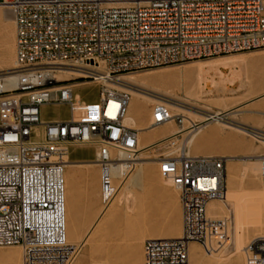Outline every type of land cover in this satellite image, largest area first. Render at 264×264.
I'll use <instances>...</instances> for the list:
<instances>
[{
    "label": "built area",
    "instance_id": "2783aa9c",
    "mask_svg": "<svg viewBox=\"0 0 264 264\" xmlns=\"http://www.w3.org/2000/svg\"><path fill=\"white\" fill-rule=\"evenodd\" d=\"M1 3L13 13L16 63L0 71V247L21 246L22 264H74L82 247L67 237L70 147H97L104 207L118 192L116 169L123 175L133 169L139 130L123 122L130 93L121 76L264 49V0H144L122 6L104 0ZM96 61L105 72L91 67ZM61 70L80 76L57 80ZM99 77L123 87L102 82L98 102L75 97L74 83ZM45 105H65L68 116L45 120ZM152 111L155 125L184 121L163 101ZM251 132L264 141V130ZM159 164L160 174L180 193L183 235L145 240L144 264H189L190 242L208 253L227 244L228 220L207 211L211 201L227 196L226 158L180 155L162 158ZM245 264H264V231L245 247Z\"/></svg>",
    "mask_w": 264,
    "mask_h": 264
},
{
    "label": "bare ground",
    "instance_id": "6f19581e",
    "mask_svg": "<svg viewBox=\"0 0 264 264\" xmlns=\"http://www.w3.org/2000/svg\"><path fill=\"white\" fill-rule=\"evenodd\" d=\"M104 1L109 6H122V5H130L135 2H140L141 0H104ZM2 5L8 6L4 3H0V6ZM252 61L264 63V54L250 55V56L245 55V54H240V55L233 54L232 56H227V57L223 56L219 58L209 59L206 61L205 60L204 61H194L190 64L185 65L184 68L182 69H179V70L167 69L165 72H161L160 74H157V75L124 74L121 76L120 78L121 82L124 85L128 86V89L130 92V99L126 106V112L123 117V122L125 125L129 127H133L139 130L138 149H137V153L135 154V157L132 159L133 169L128 174L123 175L120 167L116 169V172H115L116 180L115 181H116V185L118 186L117 195L112 200V202L109 204V206L103 207L100 214L96 217L92 226L89 228L86 235L82 239V242L79 243L82 249L86 247L85 249L86 255L88 254L94 255L99 241L116 226V222L121 212L119 208L115 207V203L118 202L119 204L120 203L122 204L123 202H125V207L129 208V203L133 199V193H134L133 190L142 183L145 177L144 170L142 167L138 168V171L134 173L136 170V165L140 164L142 166L144 164L143 160L146 158L144 151L150 148L151 146L155 144L161 145V144H166V143L168 144V142H173L174 140H176V135L179 133H182V135H185L184 142H183L185 145L184 144L183 145L186 147H188L189 145L200 146V145L206 144L209 141L220 140L226 146H230L234 143L239 145L241 148L251 153V156H253L254 158L255 157L264 158V148L255 147L250 144L242 143L241 139L239 138H231L228 135L226 136L225 131L220 126L216 125V123H219L220 125L223 124L224 127L230 126L231 122L228 123L226 119L236 121L234 118L238 114V112L242 111L241 105L236 104V105L229 107L226 101H224L225 99L221 97L223 98L222 102H223L224 109L212 111L210 108V104L202 101V98L204 96H207L206 94L208 92L213 93L212 90L217 88L218 85L221 84V83L218 84V82H216V80H214L213 78L209 79V76L211 74L212 75L215 74V76L219 75L218 77H220L219 78L220 80L222 79L221 78L222 74H224L222 73L223 69L227 70L229 68L231 69V68H235V67L242 66V65L246 66V64ZM15 63H16V55L13 49V51H11V54L4 56L0 59V67H4V69L2 68L0 69V71L6 70L5 67H9L11 65L13 66L10 68H13L15 66ZM91 67L94 68L100 74L104 72V69H102L103 67L101 66V63H99L98 61H96L95 64L92 63ZM77 76H80V74L77 71H72V70H61L56 73L57 80H70ZM101 78L102 77H99L98 81H88L87 80V81L74 83L72 86L74 88L75 97L80 101L87 102L88 100L83 97V95L79 91V88L85 87V86H92L94 82H98L100 84L104 82L106 85L110 87H118V88L123 87L121 85L113 84L110 81L104 80ZM162 78L166 82L162 81L163 80ZM176 80H179V83H177ZM158 82L162 83V86H164L167 89L166 93L168 95L172 96L175 100H177L175 103L174 102L167 103L166 101L168 108L170 109L172 114H181V112H178L180 110H182L183 112L184 110L185 111L191 110L190 108L186 107V105H190V106L197 107L202 110V112L200 113L198 111L199 113L198 116H200L199 118H201L200 121H196L192 119L190 116H184L185 117L184 121H187L189 125L185 126L184 128L180 130L173 129V125H172L173 120H170L168 122H165L159 125L153 124V111H151V113L148 112V105L150 104V102H160L161 100L156 98L155 97L156 95L153 96L154 93L150 95V94L144 93V92H147L148 90L143 92L142 89H146V88L148 89L150 83L156 84ZM257 84L258 86H261L262 88L259 90V92H257L255 96H253V98H258V99L260 98L262 100L260 105H264V69L261 75L258 77ZM92 87L96 88V90L99 91V85L95 84V86L93 85ZM208 89L209 91H207ZM157 92H160V91H157ZM160 93H162L161 95L164 96L163 92H160ZM165 99H169V97ZM251 100H250V104H252L251 102H253V99ZM98 101H99V98L97 99V102ZM249 105L247 104V106ZM108 112L109 113L111 112V108H109ZM192 112L194 111H190L189 114L192 115L196 113V112L194 113ZM258 113L264 114V111H258ZM233 126L235 129H237L240 132H243L246 134L250 133V131L248 132L245 128L232 125V127ZM156 137L161 138L162 141H158L157 143V141H155ZM85 145L86 144H83V145L77 144V145L70 147L69 154L67 156V164H66V172H65L67 237H68V242L72 244H74L72 241L75 240L78 236L76 226L72 224L71 218H70V212H71V209H73L72 208L73 199L75 196V190L77 186L78 173H79L77 172L76 167L86 166V177L88 180L92 178L94 179L93 170L95 166L98 167L96 160L94 162L92 161L93 162L92 163L91 161H89V158L91 157V155H87V153L91 154V148L93 147L91 148L88 146L85 147ZM88 145L92 146L93 144H88ZM183 145L181 146L180 151H179L180 155H189L188 153L189 151L188 152L185 151L183 153V149L185 150ZM77 148L83 150L82 154L74 153V150ZM115 153L116 151H113V154ZM180 155H177V156H180ZM120 156L123 160H126L128 158L127 155L125 154H121ZM223 157L228 158V156H223ZM260 164L257 166H260ZM250 166L245 164V166L241 169L232 168L230 172L228 173L229 189H227L226 198L223 200H214L208 204L207 211H208L209 216L218 218L224 215V213H227L230 217H232L231 218L232 220H229V221H232V235L230 236L231 242L229 241L230 244H229L228 249L225 248V250L227 249L229 253L232 255L226 259V262L220 260V258L219 259L217 258L218 260L215 261V264H245V259H244L245 256L243 258L240 256V253L242 252L244 244L253 235L260 236L261 234H263V231H264V168L262 165L259 168L256 167V163L254 166L252 167ZM257 169L261 171V177H260L261 180L258 183L255 182L254 179L252 178L253 172L258 173ZM241 197H243V199H245L247 203L244 205H248V206L251 205V206L257 207L256 208L257 210L256 212L258 213L257 220L255 223L254 229L249 236H247L246 234H240V231L238 232V230L240 229L238 227V230H237L236 223L234 222V217L236 214V207ZM242 203L243 202H241V204ZM238 209L240 208H237V210ZM239 216H241V214ZM241 227H242V224L240 228ZM164 229L167 230L169 233L167 234L158 233V234H155V236H151L147 239H150V238H168V239L181 238L183 235V218H182L181 211H179V214L177 217L169 221L168 225ZM132 240H134V238ZM208 254L211 255L214 253H208ZM15 256H17V258H20L19 245H13L7 250H1L0 251V262L12 261L13 259H15L14 258ZM206 261L207 260H204V255L202 254L200 247L197 245V242H190L189 264H206Z\"/></svg>",
    "mask_w": 264,
    "mask_h": 264
},
{
    "label": "rangeland",
    "instance_id": "374dc122",
    "mask_svg": "<svg viewBox=\"0 0 264 264\" xmlns=\"http://www.w3.org/2000/svg\"><path fill=\"white\" fill-rule=\"evenodd\" d=\"M1 1L2 0H0V3ZM15 37H16V28H15V21L12 10L10 7L2 5L0 6V59L4 56L11 54V51H13V49L16 55ZM233 54L234 55L245 54L248 56L258 55V54H264V49L223 54L208 59L193 60L182 64L162 66V67L153 68L149 70H142L130 74L157 75L160 74L161 72H165L167 69H173V70L182 69L184 68L185 65L190 64L194 61H204V60L206 61L209 59L219 58L223 56L224 57L232 56ZM12 66L13 65L9 67H5V69H9ZM101 66L103 67L102 69H104L105 72L106 70L104 65L101 64ZM2 68L4 69V67H0V69ZM263 69H264L263 62L252 61L246 64V66L242 65L231 69L229 68L227 70L223 69L222 73L224 74H222L221 77L222 79L220 80H219L220 77H218L219 75L215 76V74L214 75L211 74L212 76L210 75L209 79L213 78L214 80H216V82H218V84L219 83L221 84H219L217 88L212 90L213 93L208 92L206 94L207 96H204L202 98L203 102L210 104V108L212 111L224 109L222 102L223 98L225 99L224 101H226L229 107L236 104L241 105L242 111L238 112V114L234 118L236 121L226 119L228 123L231 122L230 126L228 127L225 126L226 127L225 128L223 124L220 125L219 123H216V125L220 126L225 131L226 136L228 135L231 138H239L241 139L242 143L250 144L255 147H261V148H264V141L258 140L257 138L252 136L253 133L251 132V130H264V114L258 113V111H264V105H260V103L262 102L260 98L259 99L253 98V96H255L257 92H259V90L262 88L261 86H258L257 81ZM236 76H238L239 78ZM162 81L166 82L164 79ZM176 81L177 83H179V80ZM95 84L99 85V89H100V83L94 82L92 86L93 85L95 86ZM92 86H85L79 88L80 93L88 101H95L99 98V91H97L96 88ZM142 91L143 92L147 91L144 93L150 95L154 93L153 96L156 95L155 97L163 102L167 101V103L168 102L175 103L177 101L172 96L166 93L167 89L164 86H162V83L159 82L156 84L150 83L148 89L147 88L142 89ZM157 91L163 92L164 96L161 95L162 93ZM207 91H209V89ZM160 96H162L163 98ZM164 97L165 98L169 97V99H165ZM251 99H253V102H251L252 104H250ZM156 103L157 102H150V104L148 105V112L151 113L153 109V105H155ZM247 104L250 105L247 106ZM186 107L190 108L191 110H186V111L184 110V112L180 110L178 112H181L183 116H190L192 119L196 121H200L201 118H199L200 116L198 115L200 112H202V110L190 105H186ZM45 110L47 114L50 113L49 115H55L53 116L54 118L55 117L65 118L68 116L69 113L68 109L65 107H58L53 105H48V107ZM188 111L196 112V113L192 112L196 116L192 113H191L192 115H190ZM254 124L257 126H255ZM172 125H173V129L180 130L185 126L189 125V123L187 121H183L182 124H178L175 121H172ZM232 125L245 128L248 132L250 131V133L246 134L240 132L237 129H235L234 126L232 127ZM184 136L185 135H182V133H179L176 135V140H174L173 142H168V144L166 143L161 145L155 144L144 151L146 158L143 160V162L146 163H144L142 166L140 164H137L134 173L138 171V168L142 167L144 170L145 177L142 183L133 190L134 191L133 199L129 203V208L125 207V202H123L122 204L121 203L119 204L118 202L115 203V207L119 208L121 212L116 222V226L99 241L94 255L92 254L86 255V250H85L86 247H84L83 249H81V252L74 264H144L145 240H147V238L151 236H155V234L158 233L161 234L169 233L164 228L168 225L170 220L178 216L179 211H181L183 218L180 193L169 180L165 179L160 174L159 162L162 158L176 157L177 155H180L179 151L181 146L184 144L183 143ZM158 138L157 137L155 138V141H157V143L158 141H162L161 138L159 139ZM184 145L183 147L185 148V150L183 149V153L185 151L186 152L189 151L188 153L190 156L213 155V156H228V158L230 157L229 159L226 158L228 189H229L228 173L232 168L241 169L245 166V164L248 166L250 165L254 166L255 163H256V167L259 168L262 165L264 168L263 157L254 158L253 156H251V153L244 150L235 143L230 146H226L220 140H214V141H209L206 144L200 146L189 145L188 147H186ZM86 146L90 148L91 147L94 148V149L91 148V154L87 153V155H91L89 161L94 162L96 160L97 147L93 145L89 146L88 144H86L85 147ZM82 151H83L82 149L77 148L74 150V153L82 154ZM258 163L259 164L262 163V164H260V166H257L259 165ZM148 166H150V168H148ZM76 169L77 172H79L76 187L82 186L83 188L82 206H84L85 209L83 215L84 217H88V220L90 221L88 225L82 227V230L81 232L78 233L77 238L72 241L74 244H79L80 242H82V239L86 235L89 228L92 226L96 217L100 214L101 210L104 207V204L102 203V197L100 191L99 167L97 166L94 167L93 170L94 179L92 178L89 180L86 177V166H78L76 167ZM257 172L258 173L256 172L252 173V178L254 179L255 182L258 183L261 180L260 178L261 171L257 169ZM97 187H98V192H97L98 205L94 214L92 215L90 213L92 206L91 188L96 190ZM96 196L97 194L95 193V198ZM240 200L241 202H243L242 204ZM238 202L239 203L236 207V214H235L236 219L234 217V222L236 223L237 230L239 227L240 230H238V232L240 231V234H246L247 236H249L253 231L257 220V215H258V213L256 212L257 207L251 205L249 206L244 205L247 203L245 199H243V197H241V199H239ZM237 208H240L238 209L239 211L237 210ZM239 212L241 216H239L240 215ZM229 217L230 216L227 213H224V215L218 218H224L228 220L229 227L231 230L230 231V236H231L232 221L229 220H232L231 219L232 217L230 218ZM241 224L242 227L240 228ZM256 237H258V235H253L252 237H250V239L246 241L241 252L242 254L240 253V256L242 258L245 256V247ZM133 238L134 240H132ZM230 242L219 248L217 251L212 252L214 254L211 255H209L208 252H206L205 249L199 243H197V245L200 247L202 254L204 255V260H207L206 264H215V261L218 260L219 258L220 260L226 262V259L232 255L227 250ZM12 246L0 247V251L7 250ZM19 247H20V258H17V256H15L14 257L15 259H13L12 261L0 262V264H22V247L21 246ZM225 248L227 249L225 250ZM225 251L226 253L228 252L229 254L228 253L226 254Z\"/></svg>",
    "mask_w": 264,
    "mask_h": 264
},
{
    "label": "crops",
    "instance_id": "0c3cea01",
    "mask_svg": "<svg viewBox=\"0 0 264 264\" xmlns=\"http://www.w3.org/2000/svg\"><path fill=\"white\" fill-rule=\"evenodd\" d=\"M90 102H97V100L95 101H90ZM48 107V105L43 106V119L45 120H49V119H64V118H58V117H53L55 115H49L46 113V108ZM58 107H65L67 108V106H58ZM68 109V108H67ZM146 163V162H144ZM148 168H150V166H148ZM82 186H78L76 187L75 190V196L73 199V206L70 212V218H71V222L74 226H76L77 232H81L82 227L86 226L89 224V220L88 217H84L83 213L85 211L84 206H82V199H83V195H82ZM79 192V193H78ZM98 187L95 189L91 188V194L92 196V206H91V210L90 213L93 215L97 205H98ZM95 193L97 194L96 198H95ZM78 194V195H77ZM77 195V196H76ZM94 199V200H93Z\"/></svg>",
    "mask_w": 264,
    "mask_h": 264
}]
</instances>
